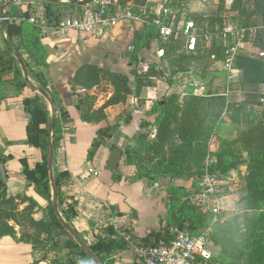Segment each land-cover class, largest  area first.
<instances>
[{
    "label": "rangeland",
    "instance_id": "obj_1",
    "mask_svg": "<svg viewBox=\"0 0 264 264\" xmlns=\"http://www.w3.org/2000/svg\"><path fill=\"white\" fill-rule=\"evenodd\" d=\"M123 1L134 14L140 10L159 14L167 2ZM169 2L176 31L172 40L164 43L154 37L147 41L143 36L133 43L141 23L122 22L127 34L112 39L103 48L110 55L104 57L116 61L100 64L110 78L106 80L105 74L90 71L83 84L89 80L87 85L113 93L111 100L132 102L115 72L126 70L132 58L130 53L136 54L138 63L134 67H139L142 78L141 88L132 92L137 97L135 103L149 101L151 106L169 99L171 113L157 122L158 113L149 117L152 127L142 130L146 140L136 142L142 132L133 130V137L117 138L113 145L123 150L131 143L140 151L136 166L150 172L161 188L172 187L165 193L166 200L170 195L172 199L167 203L168 214L162 217V227L169 226L176 233L181 224L197 226V231L210 238L208 247L217 264H264V174L260 176L258 169H248L256 154L264 159V82L254 79L253 69L249 72L250 62L240 63L237 58L233 67L237 77H233L226 60L219 58L221 43L215 39L220 15L232 24L251 25L260 35L252 59L264 65V10L259 12L264 0ZM71 14L72 11L66 13ZM211 17L215 20L207 21ZM190 19L198 21L195 49L190 48L189 38L182 34ZM208 33L214 37L209 42L205 38ZM104 60L102 56L101 62ZM202 86L204 91L199 90ZM208 175L215 177L216 186L212 193L205 194L198 179ZM6 185L0 188V236L15 231L24 240H46L48 233H40L35 225L43 216L45 199L29 190L27 182L13 183L9 179ZM67 239L61 229L37 259L52 264L84 263L86 259L82 257L67 258ZM136 260L133 248L129 247L114 258V264H133Z\"/></svg>",
    "mask_w": 264,
    "mask_h": 264
},
{
    "label": "crops",
    "instance_id": "obj_2",
    "mask_svg": "<svg viewBox=\"0 0 264 264\" xmlns=\"http://www.w3.org/2000/svg\"><path fill=\"white\" fill-rule=\"evenodd\" d=\"M29 2L36 10L31 18H43L37 26L43 31L42 42L49 54L46 78L57 91L61 108L69 115L64 119L60 117L55 123L57 146L54 150V169L71 176V184L64 188V195L74 204L77 213L75 226L89 245L97 243L94 233L98 228L110 224H123L134 241L139 242L141 238L163 228L165 192L157 184L150 185L146 179L135 178L134 173L123 166L122 160L116 172L108 171L106 165L117 138L133 137V130L142 132L139 125L142 120L149 119L146 112L152 105H149V101L138 105L135 103L137 98L130 95L126 96L132 102L111 100L113 93L107 94L97 90L96 86L87 85L90 84L89 80L83 84L86 73L92 71L91 66L101 67L102 63L116 62L104 57L110 55L103 48L109 46L112 39L127 34L126 26L118 24L102 36L103 41L99 39L101 37L76 31L59 35L45 18L44 7L35 4L37 1L19 0L15 3L26 10ZM102 56L104 62H101ZM98 57L100 60H97ZM126 67V70L115 73L131 76L129 65L126 64ZM29 94L28 89L20 92L13 72L3 75L0 80V156L13 155L14 160L7 164L6 169L10 181L20 184L26 180L20 174L22 165L18 159L27 157L30 165L42 160L41 150L25 144L28 116L23 100ZM86 95L92 97L94 103L88 119L83 118L84 107L79 104L80 98ZM107 126L119 128L111 138L102 139L97 134L98 130ZM98 141L102 144L97 155L89 161L88 152ZM27 183L28 189L34 190V185ZM17 237H21L20 233H17ZM37 256L38 253L32 254L30 245L19 243L11 236L0 239V264H34L33 260H38L37 264H52L48 260L37 259Z\"/></svg>",
    "mask_w": 264,
    "mask_h": 264
},
{
    "label": "trees",
    "instance_id": "obj_3",
    "mask_svg": "<svg viewBox=\"0 0 264 264\" xmlns=\"http://www.w3.org/2000/svg\"><path fill=\"white\" fill-rule=\"evenodd\" d=\"M5 1L6 0H0V8ZM120 2L124 8H127L125 6L126 3L125 1L120 0ZM35 4H40L41 6L44 7L45 18L47 19L48 23L53 27L59 26L69 17H72L77 14H81L83 10L88 6V5L78 6L67 3H51V2H38V1ZM165 6L166 8L164 10L166 9L171 10L169 0H167ZM164 10H162L159 14L148 13L147 11H141V10L138 11L136 14L133 13L136 17L140 18L143 21L140 24L142 25V28L135 30L133 43L139 41L143 36L147 37V41H152L154 37L161 39L159 31L155 25L156 21H161L164 22L165 24H169L172 21V17H173L172 16L173 13L171 15L165 16ZM263 10H264V6H260L259 12L261 11L263 12ZM35 11H36L35 8L31 6L30 2L28 3V7L26 10H23L22 7L16 3L12 4L6 10L9 41L11 42L13 48L19 53V55L24 60L32 82H34L36 85L40 86L45 91H47L54 100L57 110V117H56V121H57L60 117L64 119L69 117V115L67 111L61 108V100L58 98L57 91L49 84L45 75V72H47L49 66L47 63L49 54L45 45L42 42L43 31L39 26L28 23V20L31 18V16ZM68 11H72V14L69 16L66 15ZM0 16H1V12H0ZM218 19L220 23V28L219 31L215 34L218 35L217 38L215 39L221 43L220 48L222 51L220 53L219 58L227 61L226 52L229 46L233 43L234 39L231 36H224L222 32L224 28L223 15H220ZM214 20H215L214 17H211L207 21L213 22ZM190 21H193L196 25H198V21L196 19H190ZM263 21H264V16H263ZM132 23H136V22H132ZM233 26L236 27V29H242V28L246 29L248 35L252 38V42L256 48L257 44L259 43L260 35L256 30L253 29L251 25L249 24L240 25L235 22ZM175 34L176 31L174 30V34L171 38L167 40H163V39L161 40L164 43H166L167 41L172 40ZM213 38L214 37H212L210 40H213ZM262 43L264 45V41H262ZM136 52L137 50L134 51V53ZM130 55L132 56V58L130 59L129 62V67H130L129 73L132 76V78L131 76H128L121 72L115 73V77L117 78L119 84H122V89L125 95L132 96L133 91L136 90L137 92V90L141 88L139 85L141 83L140 79L142 77H141L140 69H138L139 67H137V65L134 67L135 63H138L137 55L136 54L134 55L132 52L130 53ZM252 57L253 55L252 53H250V54L240 55L237 57V59L240 63L250 62L251 66L250 64L247 65V69L249 70V72L251 71V69H253L255 72L254 79L264 82V65L258 64L256 61L252 59ZM141 61L142 59L140 60V62ZM90 68L92 69L93 72H96V74L101 73L103 76L105 74L98 66H91ZM38 69H40L39 72L36 71ZM10 72L14 73L15 79L17 80V86L20 92L24 91L25 89H28V91L30 92V94L26 96L25 99L23 100L24 111L28 116V124L26 126L27 138L25 140V144L35 149L41 150L42 160L41 162H37L33 165L29 164L27 157L19 158L18 161L22 165V170L20 174L24 177L26 182H29L34 185L35 193L41 196L46 201V206L44 207L43 210V216L39 221H35V225L37 231H39L40 233H44V232L48 233V237L46 240L42 239L41 241L38 239L35 241L24 240L22 239V237L18 238L17 232L13 231L12 233H5L1 235L0 239L4 236H11L14 238V240H16L19 243H25L27 245H30L32 249V254H37L46 251L48 248V243H50V241L56 238V236L62 229L65 235L68 237L67 241L65 242V248L67 249L66 252L67 258L73 259L72 257H77V258L82 257L86 259V261L82 264H94L88 258L87 254L81 249V247H79V245L71 238V236L63 228V226L61 225L60 221L56 216L55 210L52 205V191H51L49 168L47 161V147H48V136H49L48 127L50 121L49 105L43 97H41L34 90H32L24 81L19 64L15 59V57L8 51L6 47V43L3 39L2 29H0V80L2 79L3 75ZM106 74L103 78L108 80L110 77L109 75ZM131 79L134 80V83L132 82ZM132 83L134 85H132ZM137 94L138 96L140 95V93ZM133 97L137 98L136 96ZM79 104L82 107H84V113L82 115L83 118L88 119L87 116L89 114V111L90 109H92V106L94 105L92 101V97L86 95L80 98ZM171 109H172V103L168 99V100H164V102L159 103L157 105L153 104L150 110L146 112V114L148 117H150L158 113L156 116L157 119L156 122H157L159 120H163L167 118L171 113ZM150 127H152V124L149 119L142 120V122L139 125L140 130H144L148 128L150 129ZM118 128L119 126H113V127L107 126L105 128L98 130L97 134L99 137H102V139L104 137L111 138L112 134L115 133ZM142 134H144L143 131L142 133H140L136 142L147 139L146 137L142 136ZM56 140L57 138L54 129V149L57 146ZM130 140L129 142H132ZM101 144L102 142L98 141L92 145L91 150L88 152L89 161H91L97 155V151L100 148ZM113 148L120 149V146L113 145L112 149ZM122 151H123V156L121 159L122 164L124 167L130 169V171L134 173L135 178L146 179L150 185H156V184L159 185L158 180L153 179V177H151L150 172L146 173L145 169L136 166V162L138 161L140 151L135 146H132V144L130 143ZM12 160H14V157L11 154L0 156V162H2L5 166H7V164ZM248 169L253 171L258 169L260 171V176H263L264 159H261L260 155L256 154L253 164L250 165ZM55 176L58 184V203H59L60 211L64 219L77 231V233L84 240L82 233L80 232L79 229L76 228L74 223V219L77 216L74 204L70 203L68 197L67 196L65 197L64 195V188L71 184V176L68 173H60L56 170H55ZM203 178L204 176L199 177L198 179L199 184ZM8 181H9V176H8ZM6 184L3 183L0 176V188H6L7 187ZM171 189L172 187L163 188L165 193H168L169 190ZM171 199H172L171 195L169 196V199L167 200L166 198L164 199L166 206V214H168L167 203L171 201ZM178 228H179L178 232L188 231L192 235L198 237L206 236L205 234L197 231V226H193L191 223H188L186 226H183V224H181L179 225ZM118 231H123L124 233H127L133 238L129 229L126 228V226H124L123 224H118V225L110 224L98 228V230L94 233V236L97 239L96 244L89 245L84 240L89 245V248L92 250V252L100 259V261L103 264H114V258L117 255L121 254L122 252L127 251L130 247L118 235ZM178 232L174 233L170 230L169 226H166L163 227L158 232H152L146 237L141 238L139 240V243L145 246H158L160 243H164L165 245H170L175 239ZM208 239L209 242L211 243L210 238ZM56 245L57 243L55 244V246ZM74 260L79 262L78 261L79 259H74ZM37 262L39 261L33 260L34 264H37ZM68 264L71 263L69 262ZM133 264H140V263L136 260L135 263ZM209 264H217L215 262V257L211 259Z\"/></svg>",
    "mask_w": 264,
    "mask_h": 264
},
{
    "label": "built area",
    "instance_id": "obj_4",
    "mask_svg": "<svg viewBox=\"0 0 264 264\" xmlns=\"http://www.w3.org/2000/svg\"><path fill=\"white\" fill-rule=\"evenodd\" d=\"M172 11L164 10V15H171ZM42 17H32L29 22L34 25H40ZM122 22H143L136 17L129 8H124L120 0H93L92 3L83 10L81 14L67 18L62 24L52 29L59 35H66L71 31L80 34H88L94 37H102L108 31L114 29ZM160 37L163 40L171 38L174 34V23L171 21L165 24L161 21L155 23ZM3 26V19L0 16V29ZM224 36L233 37L234 41L229 46L227 54L226 66L232 71V76L237 77V72L233 70L234 61L240 55L254 53L255 46L252 38L248 35L246 29H236L232 23L224 21ZM183 35L189 38L190 48H195V42L199 36V28L193 22L189 21L183 28ZM209 42L211 36H205ZM201 91L205 88L199 87ZM200 188H203L205 194H210L216 186V179L212 175H208L200 182ZM218 212L217 209L214 210ZM118 235L133 248L136 259L140 264H209L214 257L210 246L209 239L206 236H195L188 231H180L170 245L160 243L158 246H145L134 239L119 231Z\"/></svg>",
    "mask_w": 264,
    "mask_h": 264
},
{
    "label": "water",
    "instance_id": "obj_5",
    "mask_svg": "<svg viewBox=\"0 0 264 264\" xmlns=\"http://www.w3.org/2000/svg\"><path fill=\"white\" fill-rule=\"evenodd\" d=\"M19 0H6L0 8L1 17L3 19V26H2V32H3V39L6 43V47L8 51L15 57L17 60L19 67L22 72V76L24 81L27 83V85L34 90L37 94H39L41 97L45 99V101L49 105L50 109V121H49V127H48V147H47V161H48V168H49V178H50V184H51V191H52V205L55 210L56 216L58 220L60 221L63 228L67 231V233L72 237V239L81 247V249L87 254L88 258L94 263V264H103L100 259L92 252V250L89 248V245L82 239V237L77 233V231L64 219L58 203V184L55 176V169H54V129H55V123H56V117H57V110H56V104L54 103V100L49 95L47 91H45L40 86L36 85L32 80L30 79L29 72L27 69V66L22 59V57L19 55V53L13 48L11 42L9 41V31H8V24H7V16H6V9L9 8L12 4L17 2ZM32 1H40V2H51V3H67L72 5H78V6H85L90 3H92L93 0H32ZM123 156V151L119 148H113L106 168L110 172H116L119 168V164L121 162ZM0 176L4 184L8 182V173L6 166L0 162Z\"/></svg>",
    "mask_w": 264,
    "mask_h": 264
}]
</instances>
